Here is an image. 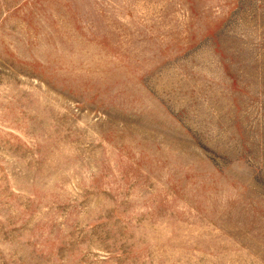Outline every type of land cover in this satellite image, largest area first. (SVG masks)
<instances>
[{"label": "rangeland", "instance_id": "rangeland-1", "mask_svg": "<svg viewBox=\"0 0 264 264\" xmlns=\"http://www.w3.org/2000/svg\"><path fill=\"white\" fill-rule=\"evenodd\" d=\"M0 264H264V0H0Z\"/></svg>", "mask_w": 264, "mask_h": 264}]
</instances>
